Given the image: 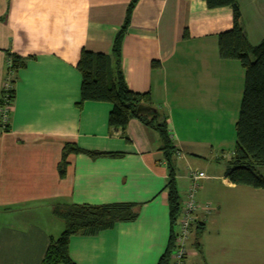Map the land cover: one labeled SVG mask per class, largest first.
<instances>
[{
  "label": "crops",
  "instance_id": "1",
  "mask_svg": "<svg viewBox=\"0 0 264 264\" xmlns=\"http://www.w3.org/2000/svg\"><path fill=\"white\" fill-rule=\"evenodd\" d=\"M236 1L242 31L256 45L264 37V0ZM129 2L0 0V93L10 80L7 52L28 57L11 85L8 125H0V264H41L50 238L63 230L53 209L64 203L140 204L132 221L72 236L69 255L76 264H156L166 249L168 172L158 133L131 119L122 134L107 124L108 103L78 105L80 51L109 53ZM231 26L229 7L209 9L203 0H138L132 10L121 47L124 82L133 92L149 93L152 106L167 118L174 155L187 162V153L200 157L222 147V140L214 141L213 125L229 112L233 74L240 101L243 70L235 60L220 59L217 48V34ZM189 118L202 125L197 136L179 130V119ZM65 143L122 155L70 153L59 176ZM188 184V176L176 174L181 198ZM218 186L240 188L222 170L199 181L196 201L210 202L213 210L198 214L181 264H240L230 254L237 231L224 219V198L198 192ZM251 233L260 238L248 250L260 256L255 252H264V231Z\"/></svg>",
  "mask_w": 264,
  "mask_h": 264
},
{
  "label": "trees",
  "instance_id": "2",
  "mask_svg": "<svg viewBox=\"0 0 264 264\" xmlns=\"http://www.w3.org/2000/svg\"><path fill=\"white\" fill-rule=\"evenodd\" d=\"M138 0H130L120 28L114 34L109 53L91 52L81 49L76 69L80 73V100L83 102H105L110 105L107 117L109 127L118 128L124 134L128 122L137 119L155 130L161 140L160 150L167 166V179L163 190L167 195L170 233L165 251L156 264H174L170 255L174 246L175 225L179 218L181 197L176 186V172L172 159L176 147L172 142L166 116L156 113L137 114L138 105H150L149 93L131 91L124 82L120 60L124 35L130 24L132 10ZM209 9L229 7L232 11V26L217 34L218 56L223 60L237 61L243 70V91L235 122V145L223 177L234 186H246L264 190V37L251 45L240 26V10L236 0H203ZM186 33H184L185 35ZM7 73L10 85L16 73L25 67L28 57L7 52ZM155 65V63H152ZM12 87L0 93V108L5 99L13 98ZM127 141L128 139L124 137ZM70 153H81L91 158L118 157L120 152L84 150L73 143H65L58 163V173L65 171L66 157ZM140 204L108 203L101 205L64 203L53 209V214L63 222V230L56 238H50L41 264H76L69 255L70 238L77 234H95L108 229L115 222H127L136 218ZM199 228V227H198ZM199 235V232L197 233Z\"/></svg>",
  "mask_w": 264,
  "mask_h": 264
},
{
  "label": "rangeland",
  "instance_id": "3",
  "mask_svg": "<svg viewBox=\"0 0 264 264\" xmlns=\"http://www.w3.org/2000/svg\"><path fill=\"white\" fill-rule=\"evenodd\" d=\"M230 83L233 84V88L228 91L229 104L226 109H228L229 112L227 114L223 113L222 121L213 125L215 131L214 141L222 140V147L218 148L213 153L211 152L208 155H202L200 157H194L187 153L186 156L190 159L189 162L174 155L172 163L175 167L176 174L189 177V172L191 171H202L208 176L216 173L220 174L221 170L223 171L226 167L235 145V122L238 117V106L240 105L243 91V72L240 75V101L236 99L238 94V79L236 74L235 76L234 74L231 76ZM223 105L225 106V103ZM222 109L224 110L225 108L223 107ZM179 120H182L179 121L178 124L179 130L184 135L190 134L194 137L201 131L202 125L196 122V118H189L187 123L183 122L184 119ZM258 170L261 174H264V167ZM210 188L204 190L200 188L198 192H200V194L201 192L202 194L205 193L206 195L212 192V194L222 196V198H224L222 209L225 215L224 219L230 224V231L234 229L237 231V233L233 235H235L234 240L240 248V253L238 252L236 244V251L231 250L230 254L239 257L240 264H256L252 262L251 258L264 259V252H255L260 256L251 257L254 253H250L248 250V248H252L254 245L251 241L260 238L254 236L251 232L255 230L264 231V191L259 192V190H254L246 186H240V188L234 190L225 189L221 186L214 188L215 190L213 187ZM259 243L264 244V241Z\"/></svg>",
  "mask_w": 264,
  "mask_h": 264
},
{
  "label": "built area",
  "instance_id": "4",
  "mask_svg": "<svg viewBox=\"0 0 264 264\" xmlns=\"http://www.w3.org/2000/svg\"><path fill=\"white\" fill-rule=\"evenodd\" d=\"M2 88L5 91L11 88L8 80L4 82ZM10 105L11 102L5 99L4 105L0 108V125L3 127L8 125ZM189 173V184L181 198L179 218L175 225L174 246L170 255V259L174 264H181L187 254V243L193 228L199 221L198 214L203 212L208 215L213 210L210 202L198 203L196 201L198 183L200 180L206 179L207 176L202 171H191Z\"/></svg>",
  "mask_w": 264,
  "mask_h": 264
},
{
  "label": "water",
  "instance_id": "5",
  "mask_svg": "<svg viewBox=\"0 0 264 264\" xmlns=\"http://www.w3.org/2000/svg\"><path fill=\"white\" fill-rule=\"evenodd\" d=\"M136 113L137 114L150 115V114L156 113V109L153 106H150V105L140 104V105H138V107L136 109Z\"/></svg>",
  "mask_w": 264,
  "mask_h": 264
}]
</instances>
